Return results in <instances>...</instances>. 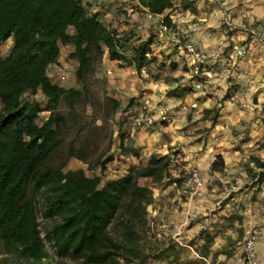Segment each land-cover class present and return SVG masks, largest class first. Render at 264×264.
Wrapping results in <instances>:
<instances>
[{"label": "trees", "instance_id": "1", "mask_svg": "<svg viewBox=\"0 0 264 264\" xmlns=\"http://www.w3.org/2000/svg\"><path fill=\"white\" fill-rule=\"evenodd\" d=\"M139 1L156 14L173 6V0ZM163 23L172 27L168 14ZM249 34L256 36L251 30ZM154 36L153 32L147 39L131 35L127 41L96 14H88L83 0H0V43L12 38L10 52L0 55V242L11 254L8 259L0 257V264L45 254L38 198L49 222L45 238L61 258L76 264H144L149 255L146 248L156 247L147 236V206L153 191L139 180L171 182L185 176L174 178L170 173L169 155L151 154L146 164L130 165L125 175L106 183L100 174L88 176L83 168L64 170L66 163L52 162L66 122L59 104L79 90L53 82L48 74L65 44L73 46L69 57L77 63L74 77L82 86L104 54L110 60L125 59L128 48L131 64L140 72L151 63ZM170 64L176 67L175 62ZM38 92L46 105L35 97ZM28 93L34 96L26 97ZM206 111L217 112L216 108ZM42 112L48 114L41 118ZM72 156L85 159L70 147ZM111 159L98 161L102 170ZM253 160L264 173V160ZM223 167L218 154L211 169ZM113 227L117 236L111 234ZM171 245L166 246L168 253ZM161 251L152 255L164 259Z\"/></svg>", "mask_w": 264, "mask_h": 264}, {"label": "crops", "instance_id": "2", "mask_svg": "<svg viewBox=\"0 0 264 264\" xmlns=\"http://www.w3.org/2000/svg\"><path fill=\"white\" fill-rule=\"evenodd\" d=\"M231 1L173 0L171 8L151 19L138 0H83V4L88 14H96L126 40L131 37L128 33L137 29H142L146 37L152 32L155 34L150 45L153 50L149 54L151 63L145 68L148 81L145 83V77L138 78L137 75L130 79L132 82L137 80L138 88L133 93L143 91L142 98L152 99V111L160 106L168 113L166 120H159L158 124L146 129L136 131L133 123L137 116L126 124L135 151L128 157L117 152L119 155L106 163L110 168L118 169L111 173L110 180L125 175L130 165L146 164L151 154L170 156L169 171L174 178L185 176L191 167H198L202 177L199 187L187 185L184 179L178 180L176 186L168 179L161 182H152L150 178L139 180L153 191L154 202L149 206L155 207L149 215L158 227V234L162 235V246L177 242L189 248L188 241L194 237L199 239L205 229L212 230L208 222L215 221L217 215L223 213L214 210L215 205L227 197L235 198L232 192H238L244 180L247 184L244 189L250 188L249 193L254 194L259 208L254 217L261 225L258 232L255 230V264H264V173L253 160H264V42L250 35L251 29L244 26L245 22L264 17V5H238L235 2L226 5ZM137 7L140 13L136 11ZM123 11L130 16V22L123 21L126 15ZM166 14L171 17L172 27L164 36H159L158 30ZM228 19L231 25L226 24ZM177 40L192 42L207 53L205 70H212L213 75L210 78L198 75L202 87L194 86L197 77L193 76L188 57L176 50ZM240 50H243L241 55L238 54ZM64 51L72 52L73 46L62 45L60 56ZM126 54L131 59L130 48ZM121 61L122 58L108 59V67ZM171 61L176 63L173 69ZM227 93L236 94V97L226 98ZM141 99L135 108L138 114ZM184 103H194L195 107L184 111ZM213 108H216V114L206 111ZM120 139L124 143L127 138ZM218 154L224 160L221 171L211 169ZM227 205L229 201H226ZM217 242L211 246V251L220 248ZM239 244L234 245L230 255L227 253L230 242H222L218 261L221 264H250L245 256L241 257L244 250Z\"/></svg>", "mask_w": 264, "mask_h": 264}, {"label": "rangeland", "instance_id": "3", "mask_svg": "<svg viewBox=\"0 0 264 264\" xmlns=\"http://www.w3.org/2000/svg\"><path fill=\"white\" fill-rule=\"evenodd\" d=\"M234 2L235 4L238 3V5H264V0H232L231 2H227L226 5H231ZM136 9H138L136 11L139 13L141 12L140 8L137 7ZM123 12L126 13V11ZM128 18H130V16L126 13L123 21L127 23L130 22ZM229 19L231 20V18ZM244 26L253 30L256 37L264 42V17L254 19L249 23L245 22ZM141 30L142 29H137L128 34L141 36L142 38L144 36L146 37V34L143 36ZM147 38L148 37H146V39ZM11 47L12 38L7 39L5 42H1L0 55H7ZM152 51L151 49V52ZM158 63L160 65L162 64L161 61H158ZM76 64V61L69 57L68 51H64L58 58L56 64L48 69V74L53 82L65 88L73 87L79 90V93L75 96L64 97L59 104L58 111L65 116L66 122L61 130L60 144L52 157V162L55 164L66 163L64 170L83 168L85 174L88 176L100 174L102 175L103 183H106L110 180L112 176L111 173H114V171L118 169L110 168L105 165V169L102 170L98 161L106 156H112L113 159L119 154L127 157L134 154L135 149L132 145V137L128 135L129 133L125 127L128 122H133L134 117L139 115L138 110L135 108L139 105V100L143 96V91L133 93L135 88H138L137 80H135L134 83L130 77H136V75L138 78L145 77L143 81L146 83V81H148V77H146L147 70L137 72V74L132 73V64L129 57L122 59L121 63H117L116 66L109 65L108 67V58L104 54L102 58L96 62V72L92 74L87 84L82 86L76 82L74 77ZM107 68H110L112 73L108 74ZM61 76H65V78ZM151 76L154 77V75ZM121 78L124 80L121 81ZM154 81L156 82V80ZM33 96L34 95L29 93L26 94V97ZM230 96V93H227L226 98H230ZM35 97L40 99L43 105H46V99L40 92L35 94ZM115 101L118 102L117 107L114 106ZM209 113L211 115L214 114L212 112ZM47 114V112H42L40 116L44 118ZM153 115L156 120V125L158 124L159 117L157 114ZM146 128L148 127H144V129ZM135 129L136 131L141 130V128L137 127H135ZM120 137L127 139H125L123 143ZM70 147L73 148L76 154L83 155L85 159L81 160L75 156L69 157ZM117 152H119V154ZM248 181H250V179H248ZM241 182L239 191L232 192V196L235 198L231 199V197H227L222 200L223 202L215 205L214 210L223 212L224 214L220 213L217 215L215 221L208 222L207 225L212 227V230L208 231L205 229L204 232L200 234L199 239H195L194 237L188 241L191 248L183 247L177 242L170 243L173 244L171 245L172 251L168 253V250H165L166 247L162 246V240L160 239L162 235L158 234V227L155 223L153 224L151 222L153 219H151L149 215L150 210L155 206L150 208L148 205L147 217L149 227L147 236L149 240H151V244L156 247L151 246L146 248V252H148L149 255L144 264H221L218 258L222 253V242H225V244L230 242V251L228 250L227 252L230 255L233 253L236 243L240 242L239 245L243 246L244 250L241 251V257L244 258L246 237L251 230H257L258 232L261 225L256 223L254 218L259 212V208H257L256 204L257 200L254 194L251 195V193H249L250 188L244 189V185H247L244 180ZM191 189L192 188L189 187V190ZM169 190L172 191V187H170ZM226 201H229V205L227 206H225ZM153 202L154 199L151 203ZM36 207L39 228L44 237L45 254L40 259H20L15 261L14 264H76V262L69 258L59 257L52 241L45 238L46 231L49 228V222L43 217V208L40 198L36 201ZM206 211L210 212L208 209ZM111 234L117 236V231L114 227L111 228ZM217 240L220 248L211 251V246ZM155 250H163L161 251L163 253L162 255L166 258H155V256L152 255V252ZM10 256L11 254L8 248L0 242V257L8 259ZM246 262L255 264L256 252L253 260H248L246 258Z\"/></svg>", "mask_w": 264, "mask_h": 264}, {"label": "built area", "instance_id": "4", "mask_svg": "<svg viewBox=\"0 0 264 264\" xmlns=\"http://www.w3.org/2000/svg\"><path fill=\"white\" fill-rule=\"evenodd\" d=\"M139 1V0H138ZM139 6L140 3H139ZM142 7V6H141ZM146 11V15L148 18H154L157 14L149 11L147 8L143 7ZM130 10H133L131 8ZM226 24L231 25L230 20H225ZM168 28L167 26L162 23L158 34L159 36H164L167 32ZM253 31V30H251ZM175 48L178 52L184 53L186 57H188L189 63L191 65L193 76L197 77L195 87L200 88L202 87V79L198 78V75H203L206 78H210L213 75V71L210 69L205 70V66H207V59L208 55L204 51L200 50L194 43L187 42L183 40H177L175 43ZM243 53V50L238 51V54L241 55ZM141 71H145V68L141 69ZM133 73H137V70L133 67L132 69ZM107 73H112V70L110 68H107ZM62 78H65V76H61ZM236 97V94H232L230 96V99H234ZM152 106L154 104L152 103V99L150 97H144L140 101V113L136 117L134 124L137 128H144V127H151L156 123V120L154 118L153 114H157L159 117V120H166L167 119V111L164 107H156L154 111L151 110ZM189 107H195L194 103L191 104H182V109L187 110ZM184 182L187 185H192L194 187H199L202 185V177L201 173L198 167H191L187 174L184 177ZM171 183L176 186L177 180H172ZM257 239V233L255 230H251L249 235L246 237L245 240V256L248 260H253L255 257V242Z\"/></svg>", "mask_w": 264, "mask_h": 264}]
</instances>
